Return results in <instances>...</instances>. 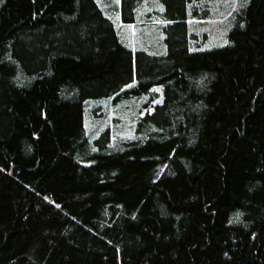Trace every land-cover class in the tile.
<instances>
[{
  "label": "trees",
  "instance_id": "16d2710c",
  "mask_svg": "<svg viewBox=\"0 0 264 264\" xmlns=\"http://www.w3.org/2000/svg\"><path fill=\"white\" fill-rule=\"evenodd\" d=\"M159 1L0 0V264H264V0ZM209 10L240 14L203 49ZM157 16L162 52L121 42Z\"/></svg>",
  "mask_w": 264,
  "mask_h": 264
},
{
  "label": "rangeland",
  "instance_id": "374dc122",
  "mask_svg": "<svg viewBox=\"0 0 264 264\" xmlns=\"http://www.w3.org/2000/svg\"><path fill=\"white\" fill-rule=\"evenodd\" d=\"M96 1L103 13L105 10L107 13L112 12L110 15L108 14V16L113 21L118 22L119 8H117V0H103V4L101 0V4L99 3V0ZM157 2L160 1L155 0L154 6L151 7L150 10L146 8L145 13H151V11L158 10V12H160L163 7L159 8L162 5H158ZM208 13L209 14L205 17H194L189 18L188 20L189 33L194 36L195 42L205 44V46L203 45L202 47L203 49L223 46L227 31L229 32L235 23H237L236 17H233L237 11L234 13L232 11L233 14L231 13L230 16L228 13H224L221 10L212 12L209 10ZM239 14L240 11L237 13V16H239ZM169 23V21L164 20L161 16H157L155 20L148 22L147 25L144 23L137 24V22H135L131 24H123L121 26L117 25V29L119 38L123 44L129 39L133 41L138 40L143 42L145 50L162 52V44H164L165 47L163 40H165L167 36V34L163 32V27ZM157 43H160V45L154 46ZM131 49L134 50L132 47ZM96 105H100V110L96 112L97 114H93L90 110ZM137 106L138 103H135V100L133 101L132 99L127 98H123L118 102L107 100L95 105L93 102H90L87 106L89 115H87L85 122V128L89 139L93 140L98 136L100 131L106 129L110 131L111 138L130 135V126L137 115L136 112L138 111ZM97 115H99V117H97ZM116 124H122V129L121 127H116Z\"/></svg>",
  "mask_w": 264,
  "mask_h": 264
}]
</instances>
